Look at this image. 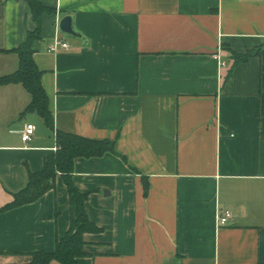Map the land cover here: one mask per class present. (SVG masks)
Returning <instances> with one entry per match:
<instances>
[{
	"label": "crops",
	"instance_id": "0c3cea01",
	"mask_svg": "<svg viewBox=\"0 0 264 264\" xmlns=\"http://www.w3.org/2000/svg\"><path fill=\"white\" fill-rule=\"evenodd\" d=\"M41 1L56 9L34 44L55 131L24 114L22 85L0 86V210L42 170L57 131L112 140L118 155L75 163L101 229L84 236L78 264H264V0ZM66 16L82 40L60 33ZM35 29L25 0H0V76L18 69L10 51ZM57 39L70 48L49 51ZM258 50L235 65L233 53ZM70 222L59 176L35 203L0 213V264L53 252Z\"/></svg>",
	"mask_w": 264,
	"mask_h": 264
},
{
	"label": "trees",
	"instance_id": "16d2710c",
	"mask_svg": "<svg viewBox=\"0 0 264 264\" xmlns=\"http://www.w3.org/2000/svg\"><path fill=\"white\" fill-rule=\"evenodd\" d=\"M32 19L36 24L34 32L28 33L27 40L18 48L10 51L17 55L18 69L11 74L0 76V86L20 84L31 96V102L24 114L37 113L49 131H55V118L49 96L43 86L44 72L37 66L34 55V44L43 40V18L56 14V9L48 7L41 0H25ZM226 49V46H223ZM259 54L233 53L235 65L248 62ZM57 150L44 158L43 168L39 172H28V183L20 192L13 195V201L0 210L9 211L18 207L35 203L56 187L57 177H61L69 195L71 222L67 232L57 236L53 252H35L28 256L31 260L25 264H78V260L87 254L84 250V236L88 233H99L101 229L89 218L85 205L88 195L82 193L74 181L75 163L77 159L101 158L107 154L118 155L116 142L112 140H92L82 136L56 132ZM144 194H149L150 183L142 177Z\"/></svg>",
	"mask_w": 264,
	"mask_h": 264
},
{
	"label": "built area",
	"instance_id": "2783aa9c",
	"mask_svg": "<svg viewBox=\"0 0 264 264\" xmlns=\"http://www.w3.org/2000/svg\"><path fill=\"white\" fill-rule=\"evenodd\" d=\"M68 50L70 48L69 44L67 42H63L59 39L55 42L54 46L49 49L51 52H58L60 49ZM218 58V57H217ZM223 67L226 66V63L221 64ZM36 127L34 124L27 125L25 131L22 134V141L26 144L30 143L33 140V137L35 136ZM57 148L55 149V151ZM232 218V213L230 211L221 212L217 216V224L219 227L226 226L229 221Z\"/></svg>",
	"mask_w": 264,
	"mask_h": 264
},
{
	"label": "water",
	"instance_id": "95a60500",
	"mask_svg": "<svg viewBox=\"0 0 264 264\" xmlns=\"http://www.w3.org/2000/svg\"><path fill=\"white\" fill-rule=\"evenodd\" d=\"M59 31L67 38L83 39L82 34L75 29L73 18L71 16H66L61 20L59 23Z\"/></svg>",
	"mask_w": 264,
	"mask_h": 264
}]
</instances>
